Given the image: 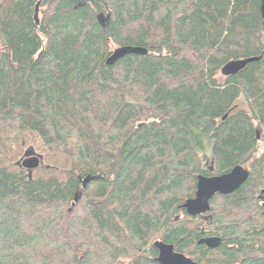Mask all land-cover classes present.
I'll return each instance as SVG.
<instances>
[{"label": "trees", "instance_id": "1", "mask_svg": "<svg viewBox=\"0 0 264 264\" xmlns=\"http://www.w3.org/2000/svg\"><path fill=\"white\" fill-rule=\"evenodd\" d=\"M122 46L148 53L107 66ZM27 149L43 157L31 179ZM236 166L243 186L186 215L197 176ZM262 190L260 0H0V264H157L155 241L264 264Z\"/></svg>", "mask_w": 264, "mask_h": 264}, {"label": "water", "instance_id": "2", "mask_svg": "<svg viewBox=\"0 0 264 264\" xmlns=\"http://www.w3.org/2000/svg\"><path fill=\"white\" fill-rule=\"evenodd\" d=\"M38 9L39 3L35 7L34 20L38 25ZM260 14L264 22V0H260ZM105 16L100 14L98 16V22L105 26L106 21L103 22ZM107 19V17H105ZM147 50L142 47L122 46L112 50L110 56L106 59L105 64L107 66L114 65L118 60L127 55L145 56ZM261 60L259 57H250L246 59L232 60L227 62L220 70V75L224 78L233 76L245 69V67L252 63ZM43 157L36 153L33 149H27L22 157L17 161V166L27 171L29 179L32 178L34 170L38 169L42 165ZM98 176H86L82 180V189L92 182L97 181ZM249 178V173L241 166L234 167L230 172L220 176H197L196 191L193 198L187 199L182 205L181 209L185 211L186 215L190 217H196L203 215L210 210V201L215 195H230L243 186ZM264 190L261 191L259 199L262 198ZM74 202H77L75 199ZM221 243V240L217 237H205L198 241L199 245H204L208 249H215ZM153 248L157 251V257L155 262L157 264H197L190 258L186 257L182 253L176 252L171 244H167L163 241H155Z\"/></svg>", "mask_w": 264, "mask_h": 264}, {"label": "rangeland", "instance_id": "3", "mask_svg": "<svg viewBox=\"0 0 264 264\" xmlns=\"http://www.w3.org/2000/svg\"><path fill=\"white\" fill-rule=\"evenodd\" d=\"M104 21H106V18H105V17L103 18V22H104ZM113 49H115V47H112V50H113ZM223 78H224V77H222V76L220 75V72H219V74L217 75V79H218L219 81H221V80H223ZM254 126H255V128H256L258 131L260 130V129H259V126H258L257 123H255ZM25 151H26V150H23V151H22V153H21L19 159L22 157V155H23V153H24ZM36 153H38V152H36ZM38 154H39V153H38Z\"/></svg>", "mask_w": 264, "mask_h": 264}, {"label": "flooded vegetation", "instance_id": "4", "mask_svg": "<svg viewBox=\"0 0 264 264\" xmlns=\"http://www.w3.org/2000/svg\"><path fill=\"white\" fill-rule=\"evenodd\" d=\"M260 202L262 203V205H264V194H263L262 198L260 199Z\"/></svg>", "mask_w": 264, "mask_h": 264}, {"label": "bare ground", "instance_id": "5", "mask_svg": "<svg viewBox=\"0 0 264 264\" xmlns=\"http://www.w3.org/2000/svg\"><path fill=\"white\" fill-rule=\"evenodd\" d=\"M194 225V224H193ZM196 228V227H195ZM154 241V240H153Z\"/></svg>", "mask_w": 264, "mask_h": 264}]
</instances>
